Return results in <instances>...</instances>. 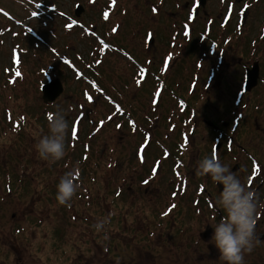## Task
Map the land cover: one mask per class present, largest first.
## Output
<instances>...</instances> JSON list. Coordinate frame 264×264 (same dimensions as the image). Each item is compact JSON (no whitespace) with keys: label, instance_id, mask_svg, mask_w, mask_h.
<instances>
[{"label":"rangeland","instance_id":"obj_1","mask_svg":"<svg viewBox=\"0 0 264 264\" xmlns=\"http://www.w3.org/2000/svg\"><path fill=\"white\" fill-rule=\"evenodd\" d=\"M39 1L47 6L54 3L57 11H52L54 13H51V16L38 12L37 17H31L24 5L26 1L0 0V7L19 21L15 29L12 23L0 16V264L90 262L94 259L95 253H100L105 241H109L112 250L115 245L121 248L125 244L123 251L133 252L132 248L140 243L142 250L158 252L157 249L152 250L149 244L156 242L155 238L160 233L162 238H165L171 226H175L177 230L180 223H185L186 237L189 244L192 243L196 238L193 231L198 227V223L210 221L209 216L212 215V211L208 208L202 207L199 212L192 204L197 196L196 185L192 181L197 167L195 156L198 148L202 155L204 148L201 145L211 140L210 132L205 129L201 131L203 125L199 120L209 121L220 116L224 118L225 115L211 113L212 110L203 111L208 103L205 99H200L197 103V114L193 117V122L197 124L196 128H200V132L197 130L192 135L188 133L185 135L188 131L185 125L181 124L182 117L176 101H173L172 93L164 91L157 112V114L160 112V116L155 119L156 114L154 119H150V125L145 126L148 134L142 133L139 125L144 119H148L153 111L151 92L155 83L148 77L144 81H134L133 68L129 61L120 56L106 54L103 63L101 62L97 67L101 73L97 78L103 84L104 94L112 96L115 101L118 100L126 114L122 116L120 128L116 125L110 126V123H106L108 119L98 122L97 119L104 113L99 111L101 96L89 100V96L86 95L85 102L81 96L79 83L82 84V89H87L88 86L84 82L77 81L68 66L66 68L60 64L61 69H58L54 63L59 60L51 52L52 48L58 47L61 50L59 53L70 55L71 61L78 68L82 65L85 67L90 64L89 61L98 59L92 53L86 54L87 51L80 44L83 39L82 29H77L78 34L75 37L72 32L65 31L71 28L65 25L70 22L58 11L81 20L88 28L93 27V31L97 33L102 31V28L109 30L110 23L117 20L119 26L114 41L127 47H132L133 43L138 51L146 30L152 31L156 28L161 38L164 35L168 36L172 27H177L176 19L181 15L184 18L183 9L187 8L190 0H182L177 4V8L173 4L174 0H163V2L116 0L117 7L112 10L110 21L103 24H101L103 21L100 18V9L105 5L106 0H97L95 4H89L88 0ZM76 3L83 8L77 14L79 16L74 15ZM151 4L159 7V14L150 13ZM217 4V0H207L205 6L199 9L200 21L203 19V13L218 16ZM246 6L249 8H246L245 28L255 31L263 28L261 18L264 14V0L238 1L237 7ZM8 24L13 30H5L9 27ZM33 31L35 40L32 38ZM100 35L107 39L106 34ZM40 36L45 42L40 41ZM166 48L175 58L171 63L167 79H173V84L178 82V85L184 89L193 69L195 57L189 53L188 48L179 49L167 44L162 45L160 39L156 48H152L159 51L157 59L160 60ZM259 56L264 61V47ZM82 60H85V64H82ZM41 67L47 70V77L42 75L46 71ZM17 72L20 73L19 76L16 75ZM56 77L60 78L65 90L54 104L45 105L40 85ZM165 93H170V98ZM210 94L213 98L212 91ZM200 95L206 97L201 91ZM93 100L94 102L90 103ZM78 102L81 103L77 104ZM80 105L85 106L82 112H86L87 108L89 114L87 124H82L86 122L84 118L81 119L83 113L78 108ZM57 109L64 110L70 126L73 122L72 118L78 113L76 119H81V123L76 124L77 127L80 126V129L76 128L79 129L77 135L73 133L68 135L66 156L55 164H49L38 157L35 144L39 137L48 134L47 116L49 113H55ZM111 110L110 107L109 112ZM24 114L28 125L20 128L22 119L17 117ZM108 115L110 114L106 117ZM75 122L77 121L74 120L72 128H75ZM201 132L205 135H200ZM146 135L151 137L149 143ZM201 137L205 139H200ZM189 139L187 146L186 141ZM177 144L183 145L186 150L185 167L181 172L184 173L183 179L188 178L189 182L188 189L183 195L178 194L175 198H171L170 194L175 192L174 185L179 176L177 172H172L169 164L184 166L181 157L172 151V147L174 145L177 147ZM166 146L172 160L169 158L159 165L156 162L162 158V150ZM140 148L143 149L141 153H139ZM115 160H117L116 164ZM220 161L227 164V159L223 155ZM76 168L80 170L78 181L80 188L71 201L72 207L62 206L56 200L57 184L64 173ZM152 177L155 179L150 182ZM144 179L146 181H143ZM9 183L10 192L6 187ZM162 183L164 184L161 187H157ZM79 193L81 195L78 197ZM151 198L155 200L152 201ZM176 202L177 210H173L171 203ZM182 206L184 208L179 212ZM73 210L77 216L75 221H72L71 217ZM152 210H155L156 214L161 210L169 214L165 219H161L160 226L154 223L155 220H151L148 222L151 227L146 229L144 228L147 225L146 217ZM108 213L113 216L107 218ZM86 216L96 223L107 220L109 233L107 235L102 234V231L97 233ZM151 229L159 232L154 233L153 230L152 236H149ZM111 238H119L120 241L114 239L118 242L114 245L115 241ZM188 252L191 253L193 250L190 249ZM263 253L264 251L258 250L247 253L251 258L250 264H255L253 261L255 255H263Z\"/></svg>","mask_w":264,"mask_h":264},{"label":"flooded vegetation","instance_id":"obj_2","mask_svg":"<svg viewBox=\"0 0 264 264\" xmlns=\"http://www.w3.org/2000/svg\"><path fill=\"white\" fill-rule=\"evenodd\" d=\"M217 1L220 17L217 14L213 16L203 13V19L200 21L199 9L205 6L207 0H190L187 8L183 9L185 11L184 18L181 15L176 19L177 27H172L168 36L164 35L161 38V34L156 28L152 31L146 30L138 51H136L133 43L132 47H127L114 41L118 29L115 31L112 29L103 30V34H106L110 42L112 56H120L129 61L133 68L134 81H144L148 77L162 88L159 94L154 96L158 104H154L153 107L151 104L152 113L148 119H144L139 125L145 133H149L145 126L150 125V119H154L156 116L164 91L172 93L173 101L179 100L181 103L178 110L182 117L181 124L185 125L188 131L185 132V135L187 133L192 135L197 130L200 132V128H196L197 124L193 122V117L198 110L197 103L200 99H205L208 103L203 111L212 110L211 113L216 112L225 115L224 118L220 116L209 121L199 120L203 125L201 131L205 129L211 133V140L201 145L204 148L202 155L208 156L212 152H216L220 160L222 155L226 157V165L229 166L230 170L256 193L259 205L258 212L260 213L256 227L259 243L253 250L264 251V61L259 56L264 47V33L261 32L262 28L257 31L245 28L246 11L249 6L237 7L240 0ZM181 2L182 0H177V2L174 0L173 4L177 8V4ZM261 23L264 26V14ZM179 26L180 29H178ZM160 39L162 45L167 44L172 48L178 47L179 49L188 48L189 53L195 57L193 69L187 78L186 88L183 89L178 85V82L175 83L176 85L173 84V79H167L171 63L175 58L174 54L169 50L167 51L166 48L160 60L157 59L159 51L152 48H156ZM184 69L186 68L184 67ZM200 91L206 97H202ZM211 91L213 98L210 94ZM170 93L165 94L170 98ZM156 125L158 127L157 123ZM156 125L155 128H157ZM200 135L205 134L201 132ZM200 139L205 138L201 137ZM189 142L190 139L186 141L187 146H189ZM172 151L181 157L184 163V166H177L179 177L175 181L177 182L174 185L175 192L170 194L171 198H175L178 194L183 195L187 191L189 179L185 178L184 180V173L181 172L186 162L184 161L185 147L177 144V147L175 145L172 147ZM202 155L198 148L195 156L196 165L202 159ZM169 158L172 160L171 156ZM184 172H186L185 169ZM154 179L155 177L150 182ZM192 181L197 189V196L192 204L199 212H201L202 207L212 211V215L209 216L210 221L202 222L205 226L198 223V227L193 231L196 238L192 243L189 244L186 237L185 223H180L177 230H175V226H171L165 238H162V233H160L155 238L157 239L156 242L149 244L152 250L157 249L158 252L144 251L140 247L142 245L140 243L132 248L133 252H124L125 244L119 248L115 245L120 241L119 238H114L118 242L111 238L115 241L113 243L115 245L114 250L109 245V241H105L100 253H95L93 260L79 264H225L219 260V250L212 241L214 233L212 225L218 223L221 217L226 215L219 209L218 205H215V200L223 186L213 183L210 177L195 175ZM142 184L145 185L144 182ZM163 184L157 187H161ZM146 189L143 190L144 193H146ZM151 200L155 199L151 198ZM171 208L177 210V202L171 203ZM183 208V206L180 207L178 211L181 212ZM168 214L165 210H161L157 214L155 210H152L146 217L147 225L144 228L149 229L151 227L148 225L151 220H155L154 223L156 222V225L160 226L161 219H165ZM112 216L107 214V218ZM150 216L152 217L149 220ZM71 217L72 221L77 219L74 210ZM86 219H88L87 216ZM88 221L90 224L96 223L91 219ZM107 225L108 222L102 231L104 235L109 233ZM153 230H149V236H152L151 231ZM157 232L159 231L155 229L154 233ZM190 249L193 252H188ZM250 259L246 253L244 264H250ZM253 261L255 264H264V253L263 255H255Z\"/></svg>","mask_w":264,"mask_h":264},{"label":"clouds","instance_id":"obj_3","mask_svg":"<svg viewBox=\"0 0 264 264\" xmlns=\"http://www.w3.org/2000/svg\"><path fill=\"white\" fill-rule=\"evenodd\" d=\"M261 32L264 33V28ZM47 120L48 134L37 139L35 149L40 159L55 164L67 154L69 123L62 109L49 113ZM195 174L198 177H210L213 183L223 186L215 205L226 215L212 225V241L219 250V260L225 264H244L245 254L251 253L259 243L256 227L260 213L256 193L250 186H246L228 165L221 163L216 152L197 162ZM79 179L78 168L60 177L56 193V200L60 205L71 207V201L80 188ZM106 223L107 220H102L92 227L99 233L104 230Z\"/></svg>","mask_w":264,"mask_h":264},{"label":"trees","instance_id":"obj_4","mask_svg":"<svg viewBox=\"0 0 264 264\" xmlns=\"http://www.w3.org/2000/svg\"><path fill=\"white\" fill-rule=\"evenodd\" d=\"M107 1H109V0H107ZM78 28H73V30H71V32L73 33V35H74V37L78 34V30H77ZM34 40H35V38L34 37H32ZM94 40H92V39H90V38H88V37H86L85 38V40H84V38L82 39V41L81 42H93ZM38 46V45H37ZM85 47H89V45L86 43V45H85ZM91 74L89 75L90 76V78H93L94 80H91V81H94V82H96V84L99 86V87H102V83L100 82V80L97 78V75H100L101 73H100V71H99V68H93V69H91ZM101 84V85H100ZM67 86V85H66ZM103 88V87H102ZM91 97L92 98H95V95L92 93L91 94ZM97 97V96H96ZM98 98V97H97ZM100 99H99V105H100V107H99V111H104V113L102 114V116L100 117V118H98L97 119V121L98 122H103V121H105L106 120V114H108V113H111L112 111H113V109H114V107H113V105H112V102H110V101H105L104 100V98L102 99L101 97H99ZM112 99H114L113 97H112ZM117 104H119L118 103V100H116L115 101ZM120 105V104H119ZM176 105H177V102H176ZM112 108V110L109 112V108ZM122 107V106H121ZM79 114V113H78ZM78 114L77 115H74V117L72 118L73 120H75V121H78V122H80L81 121V119L82 118H84V121L86 122V123H82V124H87V123H89V121H88V119H89V114H88V112H87V108H86V112H84L83 114H82V116H81V119H79V120H77L76 119V117L78 116ZM115 116L114 117H117L116 119L117 120H114V119H108L107 120V122L106 123H110L109 125L110 126H112V125H118V121L120 120L121 121V119H122V116H121V114L118 112V111H116V113L114 114ZM26 116V115H25ZM25 116H21V117H17L18 119H22V122H20V124H21V127L20 128H25V127H27V126H25V125H28V122H26L25 121ZM17 121V120H16ZM81 123V122H80ZM146 124V122L144 123V125ZM20 126V125H19ZM121 127V126H120ZM119 127V128H120ZM108 152H111V151H108ZM117 163V160H115V164ZM10 183H11V181H10ZM10 183L9 184H7V186L11 189V186H10ZM117 190V189H116ZM116 194V193H115ZM117 195H119V194H117Z\"/></svg>","mask_w":264,"mask_h":264},{"label":"water","instance_id":"obj_5","mask_svg":"<svg viewBox=\"0 0 264 264\" xmlns=\"http://www.w3.org/2000/svg\"><path fill=\"white\" fill-rule=\"evenodd\" d=\"M82 11L81 7H78L76 9V14H79V12ZM62 91V87L59 81L51 82L50 84L44 86L42 88L43 96L42 99L44 102H52L56 99V97L60 94Z\"/></svg>","mask_w":264,"mask_h":264},{"label":"snow or ice","instance_id":"obj_6","mask_svg":"<svg viewBox=\"0 0 264 264\" xmlns=\"http://www.w3.org/2000/svg\"><path fill=\"white\" fill-rule=\"evenodd\" d=\"M113 2H115V0H113ZM69 27H71V25H69ZM16 75H17V76H19V75H20V73H19V72H17V73H16ZM88 98H89V100H91V99H92V97H91V96H89ZM257 171H259V168H257Z\"/></svg>","mask_w":264,"mask_h":264},{"label":"bare ground","instance_id":"obj_7","mask_svg":"<svg viewBox=\"0 0 264 264\" xmlns=\"http://www.w3.org/2000/svg\"><path fill=\"white\" fill-rule=\"evenodd\" d=\"M181 160V159H180Z\"/></svg>","mask_w":264,"mask_h":264}]
</instances>
